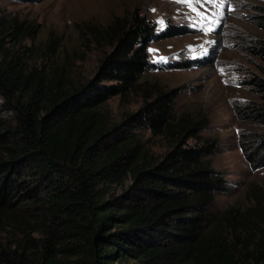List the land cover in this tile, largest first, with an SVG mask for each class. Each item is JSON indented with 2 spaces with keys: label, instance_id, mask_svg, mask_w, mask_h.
<instances>
[{
  "label": "trees",
  "instance_id": "1",
  "mask_svg": "<svg viewBox=\"0 0 264 264\" xmlns=\"http://www.w3.org/2000/svg\"><path fill=\"white\" fill-rule=\"evenodd\" d=\"M11 26L0 18V221L40 236L0 242V264H264V227L244 234L231 222L223 231L229 211H211L228 189L209 159L217 141L202 137L206 119L174 121L177 88L158 90L120 123L101 110L146 71L189 66L149 61V45L182 34L180 26L158 32L134 11L82 84L23 66L3 39ZM257 42L264 57V39ZM254 84L264 92V79ZM249 112L264 123V105ZM140 129L173 143L156 158ZM262 141L251 138L257 144L246 153L255 167L264 165L262 153L254 155Z\"/></svg>",
  "mask_w": 264,
  "mask_h": 264
},
{
  "label": "rangeland",
  "instance_id": "2",
  "mask_svg": "<svg viewBox=\"0 0 264 264\" xmlns=\"http://www.w3.org/2000/svg\"><path fill=\"white\" fill-rule=\"evenodd\" d=\"M225 3L222 16L214 15L217 9L210 4L195 5L205 13L201 21L176 0H0V18L11 21L3 39L23 66L50 76L68 74L75 84L93 78L100 59L110 49L117 25L134 11L154 22L158 32L169 24L180 26L182 34L149 45V61L158 66L186 61L189 66L148 70L126 95L111 97L101 110L111 124L120 123L158 90L177 88L174 121L206 119L209 124L201 135L217 141L209 159L225 177L228 189L216 195L211 211H229V220L220 223L223 231L234 222L247 234L264 227V165L255 167L246 158L257 144L250 139L264 137V123L249 116L250 107L264 105V92L254 84L264 79V57L253 50L257 40L264 39V30L256 25L258 7L264 8V0ZM202 24L213 30L204 31ZM20 31L19 39L10 37ZM138 136L156 158L173 143L150 130L140 129ZM258 146L254 155L262 153L260 161L264 162V141ZM27 234L40 236L38 231L24 227L22 232L0 221V242L4 244Z\"/></svg>",
  "mask_w": 264,
  "mask_h": 264
},
{
  "label": "snow or ice",
  "instance_id": "3",
  "mask_svg": "<svg viewBox=\"0 0 264 264\" xmlns=\"http://www.w3.org/2000/svg\"><path fill=\"white\" fill-rule=\"evenodd\" d=\"M176 2L186 4L189 10L192 12H195L201 21H203L206 18L205 13L198 11L195 5L197 4H200L201 6H203L204 4L212 5V7H215L217 9L216 13L214 14L216 16H222L224 13V9L226 7L225 0H176ZM227 7L229 10H231L230 5H227ZM158 23L160 24L161 28H163L164 26L163 20L158 21ZM201 26H202V29L206 32H211L213 30V28L210 25L208 27H204L202 24ZM149 51H155V50L150 49ZM160 59L163 60L165 58L160 57Z\"/></svg>",
  "mask_w": 264,
  "mask_h": 264
}]
</instances>
